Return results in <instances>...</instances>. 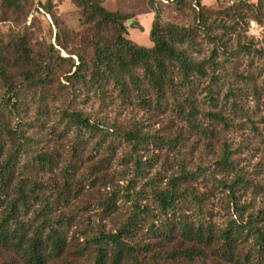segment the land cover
Returning <instances> with one entry per match:
<instances>
[{
  "label": "trees",
  "instance_id": "1",
  "mask_svg": "<svg viewBox=\"0 0 264 264\" xmlns=\"http://www.w3.org/2000/svg\"><path fill=\"white\" fill-rule=\"evenodd\" d=\"M70 2L79 43L61 28L53 42L0 39V264H264V207L240 200L264 191L237 157L255 148L229 139L248 135L264 155V0H148L150 47L128 37L134 14ZM32 7L52 14L0 0L4 20L25 23ZM88 210L97 221L77 220Z\"/></svg>",
  "mask_w": 264,
  "mask_h": 264
},
{
  "label": "rangeland",
  "instance_id": "2",
  "mask_svg": "<svg viewBox=\"0 0 264 264\" xmlns=\"http://www.w3.org/2000/svg\"><path fill=\"white\" fill-rule=\"evenodd\" d=\"M40 1L46 3L50 6L52 14L44 13L42 10H39V13L34 11L33 7L30 9L31 14L28 17L27 21L24 23L20 19L15 21L4 20L3 15L0 10V39H7L8 36L13 35L17 32L28 30V34L34 39H44L47 42H53L54 33L58 28L61 29H74L75 43H79L87 37V32L84 31L86 26H82L79 23V15L77 13L76 7L70 2V0H34V2ZM158 2H165L166 0H156ZM225 1L232 0H200V2L211 8L218 7L221 3ZM255 1V0H251ZM102 4L109 10H119L124 13H131L136 16V19L139 23V26H128V37L131 38L135 43L141 46L150 47L151 42L149 39V30L151 26L152 13L150 11V6L148 0H102ZM36 5V4H35ZM163 19L172 20V21H182L184 16L175 13L170 8L161 9ZM263 29L259 27L256 23L250 22L247 35L248 37L253 38L254 40H260ZM82 98V97H81ZM89 106L88 101L81 103V107L87 109ZM133 116L138 119L147 120L149 123L147 129L150 131L160 129L164 127L163 118H152L148 119V115L138 112L136 109L125 110L124 115ZM108 116H113V112L108 113ZM23 117L28 121L32 119V110L29 108L23 113ZM229 139L232 144H237L240 140H245L246 143L252 144L255 149L251 151H245L239 154L237 157L239 159L240 166L244 167V170L248 173V176L251 179H254L256 182L264 183V155L260 153V150L252 140L249 139L248 135H239L235 133L229 134ZM207 151L203 150L201 146L196 147L193 155V161L198 163L200 159H205ZM102 193H105L101 191ZM88 195L95 194L93 190L87 191ZM219 199V200H218ZM220 197L215 198L212 201L213 211L217 213L218 216H221L223 213L221 209L222 203H220ZM241 202L247 201L252 202L255 208L264 207V191L257 193L256 195L246 192L240 195ZM76 201H73L71 204L76 205ZM81 205V204H80ZM82 215V214H81ZM81 217V218H80ZM88 219L91 222L97 221L98 217L95 214L94 210H88L83 213V216H78L77 220ZM82 221V220H81ZM102 222L106 227H110L112 222L107 218L103 219ZM82 225V224H80Z\"/></svg>",
  "mask_w": 264,
  "mask_h": 264
},
{
  "label": "crops",
  "instance_id": "3",
  "mask_svg": "<svg viewBox=\"0 0 264 264\" xmlns=\"http://www.w3.org/2000/svg\"><path fill=\"white\" fill-rule=\"evenodd\" d=\"M152 13V12H151ZM137 20V19H136ZM151 21H152V18H151ZM138 22V21H137Z\"/></svg>",
  "mask_w": 264,
  "mask_h": 264
}]
</instances>
